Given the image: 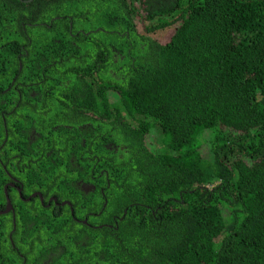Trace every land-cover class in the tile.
<instances>
[{
  "label": "trees",
  "instance_id": "1",
  "mask_svg": "<svg viewBox=\"0 0 264 264\" xmlns=\"http://www.w3.org/2000/svg\"><path fill=\"white\" fill-rule=\"evenodd\" d=\"M12 177L55 263L264 264V0H0Z\"/></svg>",
  "mask_w": 264,
  "mask_h": 264
},
{
  "label": "flooded vegetation",
  "instance_id": "2",
  "mask_svg": "<svg viewBox=\"0 0 264 264\" xmlns=\"http://www.w3.org/2000/svg\"><path fill=\"white\" fill-rule=\"evenodd\" d=\"M17 183H20V186ZM82 187L86 191L94 188L91 185H83ZM0 197L2 199V202H0V216L6 219L5 227L7 228L5 232L0 233V264H5L6 262L7 264H60L55 263L53 260L66 251L65 245H61L54 250L50 249L46 246L48 245L46 242H40V236L29 238L28 244H25L24 239H21L19 235L25 233V230L27 234L33 231L35 223H33L32 216L29 214L33 210H37L36 206L46 209L56 208L58 209L59 218H62L66 212L63 208L71 204L66 200L60 201L55 196H48L41 192L28 193L24 184L14 177L4 186V191L0 194ZM20 203L25 205L24 214L20 210ZM37 203L39 205H35ZM70 209V214L74 218V211L72 208ZM33 215L38 216L34 213ZM79 221L85 225H90L87 219ZM22 222L26 223L25 228L20 225ZM98 228H101V226ZM75 242L78 241L76 240ZM42 249H45V251H42ZM81 259L83 261L86 260L83 255ZM67 264H69V260Z\"/></svg>",
  "mask_w": 264,
  "mask_h": 264
},
{
  "label": "water",
  "instance_id": "3",
  "mask_svg": "<svg viewBox=\"0 0 264 264\" xmlns=\"http://www.w3.org/2000/svg\"><path fill=\"white\" fill-rule=\"evenodd\" d=\"M30 1H32V0H30Z\"/></svg>",
  "mask_w": 264,
  "mask_h": 264
}]
</instances>
